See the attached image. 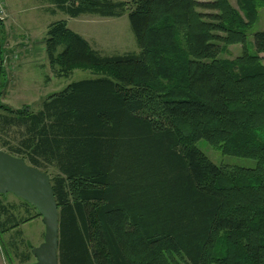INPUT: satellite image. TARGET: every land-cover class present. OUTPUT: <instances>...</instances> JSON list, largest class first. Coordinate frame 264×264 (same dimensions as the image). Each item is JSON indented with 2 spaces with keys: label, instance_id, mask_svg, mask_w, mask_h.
<instances>
[{
  "label": "trees",
  "instance_id": "obj_1",
  "mask_svg": "<svg viewBox=\"0 0 264 264\" xmlns=\"http://www.w3.org/2000/svg\"><path fill=\"white\" fill-rule=\"evenodd\" d=\"M45 2L72 19L128 12L139 49L103 56L54 22L50 69L95 78L36 112L0 103L13 134L0 146L50 178L58 263L264 264V29L252 33L264 0ZM233 45L241 54L222 58ZM200 140L255 167L216 165Z\"/></svg>",
  "mask_w": 264,
  "mask_h": 264
},
{
  "label": "rangeland",
  "instance_id": "obj_2",
  "mask_svg": "<svg viewBox=\"0 0 264 264\" xmlns=\"http://www.w3.org/2000/svg\"><path fill=\"white\" fill-rule=\"evenodd\" d=\"M45 1L0 0L6 16L2 21L3 31L0 33V48L3 52L0 56V103L13 110L27 106L31 111L36 112L47 98L61 92L71 83L95 78L91 70L75 69L69 78H61L50 69L44 40L48 26L54 22L66 21L71 31L80 35L92 49L103 56L139 53L129 26L128 12L119 18L81 16L72 19ZM199 1L208 2V0ZM229 2L237 9V0H229ZM258 12V22L252 33L264 29V9H259ZM252 33L248 36L249 42H252ZM229 52L221 57L234 59L241 54V47L233 45L229 47ZM260 57L264 58V54ZM12 137L11 132L0 133L1 141H10ZM196 147L216 165L255 167L253 160L223 156L219 150L211 147L204 140L197 142ZM4 150L0 146V151ZM53 173L52 170L49 171L50 175ZM0 206L5 209L0 215V221L4 223L1 227L5 226L8 230L0 233V243L6 244L1 235L11 233L12 237L6 238L8 243L13 244L12 264H22L30 258L31 245L38 246L43 241L42 219L37 215L35 208L24 205L22 200L11 194L0 195ZM8 214L11 220L7 219Z\"/></svg>",
  "mask_w": 264,
  "mask_h": 264
},
{
  "label": "water",
  "instance_id": "obj_3",
  "mask_svg": "<svg viewBox=\"0 0 264 264\" xmlns=\"http://www.w3.org/2000/svg\"><path fill=\"white\" fill-rule=\"evenodd\" d=\"M13 195L36 209L44 225L43 241L31 251L32 264H59V216L49 176L24 160L0 151V195Z\"/></svg>",
  "mask_w": 264,
  "mask_h": 264
},
{
  "label": "crops",
  "instance_id": "obj_4",
  "mask_svg": "<svg viewBox=\"0 0 264 264\" xmlns=\"http://www.w3.org/2000/svg\"><path fill=\"white\" fill-rule=\"evenodd\" d=\"M38 220V219H37ZM37 220H34V221H37ZM33 221V222H34ZM1 236H3L4 237V239H5V241H6V247H5V245L3 244V243H0V264H5V263H7V264H12V260H11V258H12V255H11V250H12V246H13V244H12V242L10 243H8L7 242V238H10V237H12L11 236V233H5L4 235H1ZM43 236H44V234H43ZM7 237V238H6ZM26 239V238H25ZM1 242V241H0ZM42 242V241H41ZM1 244H3V245H1ZM4 247V248H3ZM37 246H33V245H31V249H30V258H29V260L28 261H25L24 263H22V264H32V263H34L35 262V258L32 256V254H31V251H32V249L33 248H36Z\"/></svg>",
  "mask_w": 264,
  "mask_h": 264
},
{
  "label": "built area",
  "instance_id": "obj_5",
  "mask_svg": "<svg viewBox=\"0 0 264 264\" xmlns=\"http://www.w3.org/2000/svg\"><path fill=\"white\" fill-rule=\"evenodd\" d=\"M5 9L3 8V5L0 3V21H3L5 18Z\"/></svg>",
  "mask_w": 264,
  "mask_h": 264
}]
</instances>
